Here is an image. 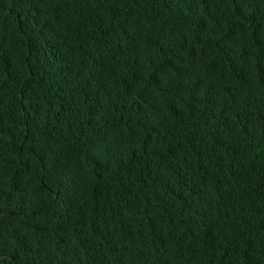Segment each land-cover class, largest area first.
<instances>
[{
    "label": "trees",
    "instance_id": "16d2710c",
    "mask_svg": "<svg viewBox=\"0 0 264 264\" xmlns=\"http://www.w3.org/2000/svg\"><path fill=\"white\" fill-rule=\"evenodd\" d=\"M0 264H264V0H0Z\"/></svg>",
    "mask_w": 264,
    "mask_h": 264
}]
</instances>
